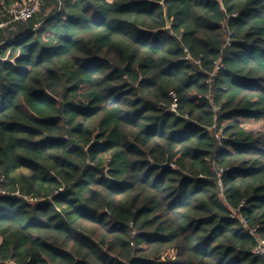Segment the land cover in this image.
I'll return each mask as SVG.
<instances>
[{
    "label": "trees",
    "instance_id": "obj_1",
    "mask_svg": "<svg viewBox=\"0 0 264 264\" xmlns=\"http://www.w3.org/2000/svg\"><path fill=\"white\" fill-rule=\"evenodd\" d=\"M6 30L0 264H264V0H43Z\"/></svg>",
    "mask_w": 264,
    "mask_h": 264
},
{
    "label": "built area",
    "instance_id": "obj_2",
    "mask_svg": "<svg viewBox=\"0 0 264 264\" xmlns=\"http://www.w3.org/2000/svg\"><path fill=\"white\" fill-rule=\"evenodd\" d=\"M42 3L43 0H28L21 6H14L9 9L7 12L8 18L0 21V31L8 29L12 25L29 21L40 11ZM221 69H223V64L217 63L214 74H217ZM170 98L172 99L170 110L171 112H176L178 108L177 95L175 93H170ZM214 111L218 114L220 112V108H215ZM215 137L218 140L222 139L221 131H219L217 128H215ZM258 230L259 226L251 231V234L256 241V244L252 250V254L254 257L264 262V238L259 236Z\"/></svg>",
    "mask_w": 264,
    "mask_h": 264
},
{
    "label": "rangeland",
    "instance_id": "obj_3",
    "mask_svg": "<svg viewBox=\"0 0 264 264\" xmlns=\"http://www.w3.org/2000/svg\"><path fill=\"white\" fill-rule=\"evenodd\" d=\"M23 1H24V3L27 2V1H25V0H22L18 5L15 4V6H21V5H23V4H24V3H22ZM12 7H14V6H12ZM12 7H11V8H12ZM11 8H10V9H11ZM5 17L8 18V17H7V13H6L3 17L0 18V21L4 20ZM16 25H18V24L12 25V26H10V27H13V30H14V29H16ZM5 31H7V30L4 29V30L0 31V33H3V34H0V35H3V36H5V37H7V36H8V33H6ZM223 125H224V123H223ZM242 125H244V127L247 128V129L256 130V131H264V118L261 119V120H259V121H257V120L243 121V122H242ZM2 180L4 181V177H2ZM0 192H1V190H0ZM15 194L21 196V194H20V190L17 189V191H16ZM25 198H26L27 200L31 201V202H35L36 200L41 201V199H34V198L31 197V196H26ZM170 255H171V254H168L167 257H170Z\"/></svg>",
    "mask_w": 264,
    "mask_h": 264
},
{
    "label": "water",
    "instance_id": "obj_4",
    "mask_svg": "<svg viewBox=\"0 0 264 264\" xmlns=\"http://www.w3.org/2000/svg\"><path fill=\"white\" fill-rule=\"evenodd\" d=\"M161 168H172V166L169 163H166L164 165H161Z\"/></svg>",
    "mask_w": 264,
    "mask_h": 264
},
{
    "label": "crops",
    "instance_id": "obj_5",
    "mask_svg": "<svg viewBox=\"0 0 264 264\" xmlns=\"http://www.w3.org/2000/svg\"><path fill=\"white\" fill-rule=\"evenodd\" d=\"M2 44H0V46H1Z\"/></svg>",
    "mask_w": 264,
    "mask_h": 264
},
{
    "label": "bare ground",
    "instance_id": "obj_6",
    "mask_svg": "<svg viewBox=\"0 0 264 264\" xmlns=\"http://www.w3.org/2000/svg\"><path fill=\"white\" fill-rule=\"evenodd\" d=\"M223 173V172H222ZM221 175V174H220Z\"/></svg>",
    "mask_w": 264,
    "mask_h": 264
}]
</instances>
